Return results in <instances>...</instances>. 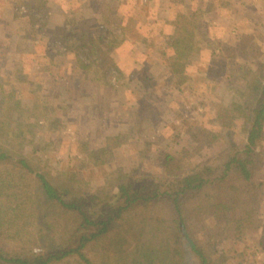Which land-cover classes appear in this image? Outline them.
Masks as SVG:
<instances>
[{"label":"rangeland","instance_id":"1","mask_svg":"<svg viewBox=\"0 0 264 264\" xmlns=\"http://www.w3.org/2000/svg\"><path fill=\"white\" fill-rule=\"evenodd\" d=\"M48 2L16 0L11 20L0 9V117L12 109L0 140L17 156H27L55 179L74 174L78 190L114 192L126 178L161 174L164 152L187 156L195 166L245 140L242 116L222 129L216 113L219 105L244 100L247 82L264 73V0H93L86 1L88 6L84 0H52L49 4L69 9L72 41L87 42L78 53L92 61L84 63L95 79L85 89L90 94L75 93L71 101L46 96L25 65L31 53L45 48L28 46L29 24L36 19L41 27L52 19ZM90 10L93 17L86 16ZM79 28L91 31L87 40ZM99 39L114 50L110 61L97 65L93 50L102 46ZM55 44L63 52L64 46ZM20 58L26 71L17 74ZM205 131L221 137L208 144ZM109 137L119 145L113 147ZM261 153L262 160L253 165L257 203L247 206L255 208L258 228L248 226L236 237L223 218L210 217L207 231L191 223L214 264H264V140ZM88 254L101 263L97 248ZM58 264L81 263L71 257Z\"/></svg>","mask_w":264,"mask_h":264},{"label":"trees","instance_id":"2","mask_svg":"<svg viewBox=\"0 0 264 264\" xmlns=\"http://www.w3.org/2000/svg\"><path fill=\"white\" fill-rule=\"evenodd\" d=\"M99 40L102 46L93 50L97 65L110 61L114 50ZM259 73L247 82L244 100L219 105L216 113L222 129L234 126L239 115L244 118L243 142L230 143L195 166L187 156L164 152L161 174L126 178L114 192L78 190L74 174L55 179L0 140V264H58L71 257L99 264L88 254L94 247L100 264H214L192 233V222L207 231L210 217L223 218L236 237L260 222L255 208H247L257 203L253 165L262 160L264 140V73ZM11 110L0 117V137L8 132L4 119L10 122ZM205 132L208 144L221 137ZM115 139H107L113 147L119 145Z\"/></svg>","mask_w":264,"mask_h":264},{"label":"crops","instance_id":"3","mask_svg":"<svg viewBox=\"0 0 264 264\" xmlns=\"http://www.w3.org/2000/svg\"><path fill=\"white\" fill-rule=\"evenodd\" d=\"M15 1L16 0H0V3L2 2L0 4V9H3L2 13L6 14L5 16H11L9 17L10 20L14 15H16L15 12H17V9L14 10L13 8V4L15 3ZM18 1L26 2V0ZM27 1L29 2L32 0ZM42 1H44V3H47V1L52 2V0ZM84 1H90L91 4L93 0ZM49 2L47 9L48 14L52 16V19L47 18L46 22H44L45 24L41 27H39V25L37 24L38 20L36 19L32 20V22H30L29 24L32 33V35L30 36L32 37H30L28 40V46H32V49L34 50L35 48L40 47L42 44L43 46H45V48L43 51L39 52V55H36L37 53H31L30 55L32 57L28 59V63L26 62L25 65L28 64L32 67L31 71L34 75V80H32L36 81V84L39 83L43 93H45L46 96L52 98L55 96H60L64 97L68 101H71V98L75 93H79L81 95L87 93L90 94V92L85 89L92 86V84H94L95 82V79L94 77L92 78L90 74V67H87L88 65L85 66L86 64L84 63L91 64L92 61L86 62L82 60L80 53H78V49H82L83 46L87 48L88 43L83 42L80 45H77L75 44V41H72L73 39L71 38V35L67 36V34H70L71 32L70 28L67 27L68 25L66 18L69 9L66 8V6L63 4H49ZM88 2H86L87 6L90 5ZM3 4L7 8L4 9ZM29 5L31 6V2L29 3ZM92 8L93 7L91 6L90 9ZM5 10H7L8 12L4 13L6 12ZM12 10H14V14L11 12ZM37 11L40 14H44V11L41 12L39 9ZM86 16L93 17V13L91 12V10ZM1 18L2 16H0V20L3 19ZM2 31L4 30L2 29V25L0 24V34H2ZM15 31L17 33V29ZM79 31L80 32L78 33L87 40V38L89 37L88 35L90 34L89 32L91 31H87L84 28H79ZM33 32H38V37L37 35L33 37ZM17 34L14 35V38L17 37ZM55 43H61L62 47L64 46L62 48L63 52H58L57 50H55L56 46H58ZM52 49L54 50L52 51ZM24 60L27 61L26 58H24ZM78 64H80L81 68H77ZM20 65L22 66H19V69L15 71L17 74H20L22 71H26L23 59L21 60ZM32 80H30V82Z\"/></svg>","mask_w":264,"mask_h":264}]
</instances>
